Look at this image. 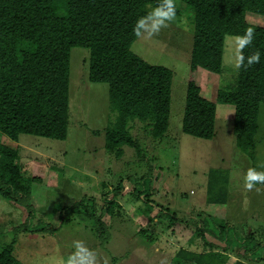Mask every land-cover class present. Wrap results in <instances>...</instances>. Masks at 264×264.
<instances>
[{
    "label": "rangeland",
    "instance_id": "1",
    "mask_svg": "<svg viewBox=\"0 0 264 264\" xmlns=\"http://www.w3.org/2000/svg\"><path fill=\"white\" fill-rule=\"evenodd\" d=\"M181 14L168 16L154 10L132 44L143 59L173 72L164 137H152L137 123L130 133L139 149L124 145L121 156L106 149L105 131L116 113L110 106L108 85L89 80V49L80 46L71 48L67 138L22 134L19 146L0 133V143L18 150L22 173L33 179L31 201L36 214L28 229L39 220L54 228H17L27 219L26 207L0 196V250L15 240L14 254L24 264H168L181 248L210 250L197 234L196 226L202 224L206 239L217 245L213 251L227 253L225 264H264L244 255L239 245L228 253L226 241L219 239L221 226L230 223L234 227L222 230L224 236L231 239L235 234L241 240L245 232H252L264 244V182L246 186L249 170L264 173V103L258 112L251 160L236 145L234 106L217 98L221 85L237 79L240 60L241 38L226 35L222 73L201 67L194 73L202 95L217 104L215 135L205 139L183 132L193 35L188 14ZM246 19L264 24V16L254 12H247ZM120 184L119 194H112ZM150 189L151 201L186 221H175L167 213L161 216L146 199ZM222 192L227 194L226 204L208 201ZM106 199L118 203L112 213L104 211ZM231 202H239V207H230ZM69 205L73 209L63 211ZM252 211H257V218Z\"/></svg>",
    "mask_w": 264,
    "mask_h": 264
},
{
    "label": "trees",
    "instance_id": "2",
    "mask_svg": "<svg viewBox=\"0 0 264 264\" xmlns=\"http://www.w3.org/2000/svg\"><path fill=\"white\" fill-rule=\"evenodd\" d=\"M178 2L182 6L173 0H0V133L14 141L22 134L67 138L71 48L80 46L89 49V80L108 85L110 106L116 113L105 131L106 149L118 156L124 145L139 149L130 133L137 123L152 137H164L171 114L173 72L143 59L132 50V44L154 10L168 16L184 12L192 25L193 46L182 130L205 139L215 135L217 104L202 95L194 73L201 67L221 74L225 37L239 36L237 79L221 85L217 98L234 106L236 145L253 160L258 112L264 103V24L249 23L246 15L254 12L264 16V0ZM249 29L252 40L245 42ZM256 55L258 61L250 64L249 58ZM18 158V150L0 143V196L26 207L27 219L17 228L54 230L40 220L28 229L27 223L36 214L31 201L33 179L22 173ZM121 190L120 184L111 192L118 195ZM152 192L150 189L146 199L161 216L167 213L175 221H186L151 201ZM226 195L222 192L208 201L225 204ZM106 204L104 211L109 213L118 205L114 199H106ZM73 207L65 206L63 211ZM97 222L103 233L100 217ZM233 227L230 223L221 226L227 231ZM206 229L202 224L196 226L210 250L181 248L168 264H225L227 253L213 251L217 245L206 239ZM222 230L219 239L226 241L228 253L239 245L252 261H264V244L252 232H245L239 240L235 234L231 239L224 236ZM14 249L15 240L1 248L0 264H24Z\"/></svg>",
    "mask_w": 264,
    "mask_h": 264
},
{
    "label": "clouds",
    "instance_id": "3",
    "mask_svg": "<svg viewBox=\"0 0 264 264\" xmlns=\"http://www.w3.org/2000/svg\"><path fill=\"white\" fill-rule=\"evenodd\" d=\"M251 40H252V31L251 29H249L245 38V42H250ZM258 59H259L258 55L252 56L249 58V63L251 64L254 61H258ZM246 180L248 181L246 186L251 188L253 186L251 183L252 181L264 182V173L256 172L254 170H249L246 175Z\"/></svg>",
    "mask_w": 264,
    "mask_h": 264
},
{
    "label": "crops",
    "instance_id": "4",
    "mask_svg": "<svg viewBox=\"0 0 264 264\" xmlns=\"http://www.w3.org/2000/svg\"><path fill=\"white\" fill-rule=\"evenodd\" d=\"M218 115V111H216V116ZM234 117V116H233ZM5 137V136H4ZM6 138V137H5ZM20 139H21V137H20ZM10 142H12V141H10ZM12 143H14V144H16V145H21V142H20V140L19 141H13ZM3 144H5V145H8L9 147L11 146V145H9L8 143H6V142H3ZM11 148H13V146H11ZM15 148V147H14ZM226 204V203H225ZM237 204H239V202H231L230 203V207L231 206H233L234 205V207L235 208H238L239 206L237 205ZM257 211H252V216H254V217H256L257 218V215L255 214ZM263 214H261L260 216H262ZM263 229V228H262ZM263 241V240H262ZM261 262H263V261H261Z\"/></svg>",
    "mask_w": 264,
    "mask_h": 264
}]
</instances>
